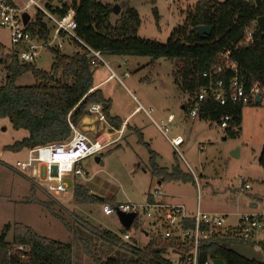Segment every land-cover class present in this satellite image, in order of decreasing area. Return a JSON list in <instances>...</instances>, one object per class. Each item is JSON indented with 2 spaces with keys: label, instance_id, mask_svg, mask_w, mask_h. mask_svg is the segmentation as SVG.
<instances>
[{
  "label": "rangeland",
  "instance_id": "374dc122",
  "mask_svg": "<svg viewBox=\"0 0 264 264\" xmlns=\"http://www.w3.org/2000/svg\"><path fill=\"white\" fill-rule=\"evenodd\" d=\"M36 1L43 5L47 0ZM49 1L56 3V0ZM100 1L112 3V6L117 4L119 7L124 2ZM197 1L128 0V5L139 15L137 36L165 43L171 30L182 24L187 10ZM14 2L21 7L25 0ZM36 11L37 8L32 6L28 13L34 17ZM115 17L112 13L111 22ZM47 25L50 26L48 23ZM63 42L62 53L72 54L79 49L72 42ZM0 46L5 52L15 49L3 28H0ZM103 57L121 79L113 78L101 90L113 101L115 113L110 115L123 119L140 104L144 108L152 107L151 118L161 125L165 123L166 116L172 114L174 120L168 125L167 136L171 138L180 135L183 143L179 147L180 154L176 153L142 110L134 112L125 121L120 137L96 154L102 165L94 161V156L82 162L85 175L77 177L76 184L86 186L89 194L97 199L110 200L108 204L111 201L144 203L148 195H152L155 201L181 205L188 211H194L197 205L206 212L225 211L232 225L236 223L238 213L264 211V170L257 161L264 149V104L244 106L241 123L236 129L237 135L230 138L225 136L223 129L215 122L199 117L192 120L186 115L182 105L191 99L173 81L175 60L158 58L151 61L146 56ZM52 61V51L43 49L34 65L37 69L48 72ZM122 61H126V64L121 65ZM117 63L120 64L119 68ZM91 69L96 82L99 73L95 68ZM124 71L129 73L128 77L123 76ZM5 73L6 69L1 65L0 84L4 81ZM33 83L35 79L30 72L15 80L17 86ZM85 116L86 112L76 124L82 130H89L82 127ZM26 135L24 129H14L7 118L0 119V234L3 226L9 225L5 240L11 241L12 229L16 224L26 225L39 236L70 244L72 264H96L94 256L100 260L108 257H131L127 248L133 246L129 245L127 233L117 235L121 240L116 244L101 236L103 231L121 234L119 230L122 229L115 213H103L101 202H75L71 183L65 194L50 195L34 185L29 176L14 170L15 162L26 157V149L13 150L7 148V145ZM116 135L112 133L110 139ZM153 146L158 150L153 159L157 166L166 167L170 171L173 165H178L181 172L191 175L193 180H174L167 186L168 189H159L158 179L150 173V151ZM195 177L200 184L198 190ZM241 182L247 183L249 188L242 191ZM155 190L160 193H155ZM250 203H255L256 206L251 209ZM138 218L137 224L130 228V235L137 238L136 246L142 249L144 243L147 244L162 226L160 223L150 226L149 220L142 215ZM143 230L148 233L147 236L142 233ZM170 255L168 253L163 257L170 258Z\"/></svg>",
  "mask_w": 264,
  "mask_h": 264
},
{
  "label": "trees",
  "instance_id": "16d2710c",
  "mask_svg": "<svg viewBox=\"0 0 264 264\" xmlns=\"http://www.w3.org/2000/svg\"><path fill=\"white\" fill-rule=\"evenodd\" d=\"M120 6V12L111 22L112 3L68 0L59 6L47 4L50 12L57 16L68 10L73 11L77 25L76 35L103 55L146 56L151 61L158 58L175 60L173 81L191 100L198 89L206 84L201 73L216 61L220 51L230 44L238 43L244 30L249 27L253 30L252 42L233 51L232 55L242 67L246 90L254 83H264V34L260 35L256 24V19L264 16V0H253V5L248 0H198L187 10L182 24L175 26L162 44L138 37L140 19L137 11L128 5V0H124ZM153 11L155 13V8ZM197 26H210V34L200 37L195 30ZM28 27L41 39L49 34L48 25L39 11H36L34 20ZM50 50L53 61L46 72L37 69L34 62L19 61L14 50L5 52L0 47V64L6 69L4 81L0 84V119L7 118L14 129H24L27 132L22 139L7 145L9 149L65 140L70 134L67 117L76 124L85 115L87 107L94 102L102 105L113 128H119L122 123L117 116L110 115V100L99 89L88 92L93 86L90 64L92 57L89 52L83 47L72 54ZM26 72L33 75L35 83L17 86L15 80ZM190 102L183 104L182 108L186 113ZM243 107L242 104L230 103L221 106L209 98L201 104L198 117L217 123L223 115H232L230 126L223 131L225 136L235 138ZM150 153L152 177L161 182L193 180L191 175L181 172L178 165H173L170 171L157 166L153 161L154 152ZM257 161L264 170V149ZM73 199L77 203L103 204L110 201H100L90 195L81 184L73 186ZM110 204L114 202L111 201ZM122 229L127 230L124 227ZM8 230L9 225H4L0 234V264H72L70 244L39 236L32 228L17 224L12 229L11 241H6ZM101 236L115 244L120 241L111 231H103ZM234 243L252 246L251 243L226 236L213 238L199 246L200 262L209 257L220 258L224 264H264V261L255 262L234 253L229 249ZM19 246L23 249H18ZM173 247L177 248L178 245L154 235L142 249L129 246L127 250L132 254L129 258L108 257L100 260L94 256V261L96 264H170L163 255Z\"/></svg>",
  "mask_w": 264,
  "mask_h": 264
},
{
  "label": "built area",
  "instance_id": "2783aa9c",
  "mask_svg": "<svg viewBox=\"0 0 264 264\" xmlns=\"http://www.w3.org/2000/svg\"><path fill=\"white\" fill-rule=\"evenodd\" d=\"M67 1L56 0V3L53 4L47 0L43 5H40L36 0H25L24 5L18 7L14 0H0V28L7 31L10 42L15 46L14 51L18 60L25 63L34 62L43 49L62 51L65 40L78 47H83L89 52L92 57L91 67L105 66L110 71L108 78H117L121 81L120 77L105 61L104 55L100 51L90 48L76 35L77 25L73 11L68 10L65 14L57 16L47 8V4L59 6ZM32 6H35L37 11L43 14L44 21L50 24L48 26L49 34L45 39H41L28 27V24L34 20V17L28 13ZM24 12L28 14L26 23H23L22 18ZM252 40L253 30L248 27L244 30L242 39L238 43L230 44L229 47L220 51L216 61L207 71L201 73V77L206 79V84L198 89L189 104L186 115L190 119L198 118L201 104L209 98L221 106L228 103L242 104L243 106L264 104V83L262 85L254 83L246 90L242 67L232 55L233 51L249 45ZM125 64L126 61L121 62V65ZM123 76L128 77L129 73L124 71ZM94 89L91 87L88 92ZM255 96L259 97L258 102L255 101ZM140 110L152 120V107L144 108L138 104L136 111ZM86 116L102 124L103 128L98 131L105 130L109 138L105 139L100 134L90 135L67 117L70 129L68 138L63 141L25 148L26 157L15 162L14 170L29 176L34 185L39 186V189L50 195L65 194L69 183L74 186L75 179L85 175L82 162L115 142L123 131V125L119 129H114L107 122V117L99 102L91 103L87 107ZM232 119L230 114L223 115L216 125L224 130L230 126ZM173 120V115L168 114L165 123H161V125L152 121L167 138L173 150L180 154L179 147L183 143L182 137L180 135L171 138L167 136L168 125ZM112 133L117 135L110 139ZM194 182L198 190L200 184L197 177H195ZM248 188L247 183L241 182L240 189L242 191ZM155 193L159 194L160 192L155 190ZM101 208L106 215L117 214L118 212L134 213L135 217L130 228L137 224L136 221L139 220L140 215L149 220V225L152 224L151 222L154 226L160 223L161 230L155 235L178 245L177 248H169L165 253L171 254L170 258H166L170 264H213V260L216 258L208 257L200 262L199 246L204 242L213 240V238L225 236L251 243V247L261 251L262 261H264V211L240 213L236 223L229 225L227 224V213L202 211L199 205L194 211H188L181 205L147 199L144 203L139 204L131 202L103 203ZM18 249L23 248L19 246Z\"/></svg>",
  "mask_w": 264,
  "mask_h": 264
},
{
  "label": "crops",
  "instance_id": "0c3cea01",
  "mask_svg": "<svg viewBox=\"0 0 264 264\" xmlns=\"http://www.w3.org/2000/svg\"><path fill=\"white\" fill-rule=\"evenodd\" d=\"M108 57H113L112 55H107ZM106 61V60H105ZM107 62V61H106ZM109 65V64H108ZM119 63H117V67L119 68ZM103 67V68H102ZM110 67V66H109ZM111 68V67H110ZM112 69V68H111ZM95 70L99 73V75H98V78H97V81L96 82H94V77H92V84H93V86L92 87H94L95 89H99L100 91L102 90V87L105 85V84H107L108 82H110L113 78H108L109 77V75H110V71H109V69L107 68V67H105V66H99V67H97V68H95ZM113 70V69H112ZM114 71V70H113ZM115 72V71H114ZM116 73V72H115ZM102 92V91H101ZM102 94H103V92H102ZM103 96L106 98V99H109L110 100V109H109V113L112 115H114V106H113V101H112V99L109 97V96H107V95H104L103 94ZM182 107H183V105H182ZM134 112H138V111H136V107L134 108V110L131 112V113H129L127 116H125L123 119H121L120 117H118V118H120V120L122 121V123H121V125H120V127L119 128H121V126L122 125H124V123H125V121H127V119L131 116V114L132 113H134ZM84 119H85V122H84V124H82V127L83 128H88L89 130H84V131H86L88 134H90V135H97V134H100L101 136H102V134H103V138H105V139H108L109 137V135H108V133H106V132H104L103 130L102 131H98V130H100V129H102L103 128V126L101 125V124H99V123H97L93 118H89V117H84ZM109 123V122H108ZM127 123L128 122H126V124H125V127H127ZM110 124V123H109ZM111 125V124H110ZM119 128H117V129H119ZM115 129V128H114ZM141 129V128H140ZM124 130V129H123ZM94 132V134H92ZM123 132V131H122ZM167 139V138H166ZM169 145L171 146V144L169 143ZM172 147V146H171ZM173 148V147H172ZM151 150L154 152V153H157L158 154V150H157V148H155L154 146H153V148H151ZM237 152V151H236ZM166 168V167H165ZM171 182H174V180H165V181H157V185L158 186H160L159 187V189H168L167 188V186L169 185V184H171ZM76 184V183H75ZM85 188H87L86 186H84ZM162 187V188H161ZM88 189V188H87ZM152 196V195H151ZM150 195H148V198H146V199H148L149 201H155V199H154V197H151ZM159 199V198H158ZM157 201H161V200H157ZM162 202V201H161ZM114 203H119V202H114ZM256 205H255V203H250L249 204V207L251 208V209H253L254 207H255ZM210 212H219V211H210ZM226 213L225 211H221V213ZM246 212H254L253 210H251V211H246ZM246 212H243V213H246ZM240 213H238V215H239ZM237 220V219H236ZM152 224V226H154L153 225V222H151ZM228 224L229 225H232V224H230L229 223V220H228ZM150 225V226H151ZM123 227V226H122ZM120 231V232H119ZM118 232L119 233H121V234H116V233H114V234H116V235H122L123 233H127L128 234V239H129V245H131V246H133L134 248H137V246H136V243L138 244V241H136V239L137 238H135V237H132V235H130V228L129 229H127V230H125L124 232H123V230L122 229H120ZM117 232V233H118ZM142 233H144V235L145 236H147V232L146 231H142ZM119 238V237H118ZM119 240H121L120 238H119ZM149 240V239H148ZM147 240V241H148ZM146 241V242H147ZM148 243V242H147ZM144 245L146 246V244L144 243ZM137 249H139V248H137Z\"/></svg>",
  "mask_w": 264,
  "mask_h": 264
},
{
  "label": "water",
  "instance_id": "95a60500",
  "mask_svg": "<svg viewBox=\"0 0 264 264\" xmlns=\"http://www.w3.org/2000/svg\"><path fill=\"white\" fill-rule=\"evenodd\" d=\"M248 1L250 2L251 5H253V0H248ZM119 11H120L119 5L114 4L111 8V12L113 14L117 15L119 13ZM22 18H23V23H26L28 20V14L24 12L22 14ZM256 24H257L258 32L260 33V35L264 34V16H259L256 19ZM195 30H196V33L200 37H205V36L210 34L211 27L210 26H197L195 28ZM255 101L256 102L259 101L258 96H255ZM94 161L96 163H99L100 165H102V162L100 160L99 155L94 156ZM99 200L102 201L103 198H99ZM116 215H117L121 225L125 229H129L131 227V224H132L134 217H135L134 213L118 212ZM229 249H231L234 253H236L237 255H239L240 257H242L244 259L252 260L255 262H261L262 261L261 251L258 249H254L250 245L234 243V244L229 246ZM213 264H224V262L222 261V259L216 258L213 260Z\"/></svg>",
  "mask_w": 264,
  "mask_h": 264
}]
</instances>
